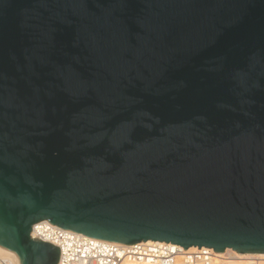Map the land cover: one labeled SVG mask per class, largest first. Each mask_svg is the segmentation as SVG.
<instances>
[{"label": "water", "instance_id": "water-1", "mask_svg": "<svg viewBox=\"0 0 264 264\" xmlns=\"http://www.w3.org/2000/svg\"><path fill=\"white\" fill-rule=\"evenodd\" d=\"M41 220L264 254V0H0V246Z\"/></svg>", "mask_w": 264, "mask_h": 264}, {"label": "built area", "instance_id": "built-area-1", "mask_svg": "<svg viewBox=\"0 0 264 264\" xmlns=\"http://www.w3.org/2000/svg\"><path fill=\"white\" fill-rule=\"evenodd\" d=\"M38 238L59 248L57 264H120L124 259L157 260L162 264H175L180 258L183 264H263L257 253L241 255L234 250L223 254L212 248L195 247L183 251L177 244L154 241L136 242L128 245L89 238L79 232L58 228L41 220L31 226L30 237ZM0 264H19L17 256H1Z\"/></svg>", "mask_w": 264, "mask_h": 264}, {"label": "bare ground", "instance_id": "bare-ground-1", "mask_svg": "<svg viewBox=\"0 0 264 264\" xmlns=\"http://www.w3.org/2000/svg\"><path fill=\"white\" fill-rule=\"evenodd\" d=\"M143 243H151L154 242L152 240H146V241H142ZM181 247V246H179ZM183 251H192L195 249V247L191 246L188 247L186 249H183V247H181ZM226 251H230V248L225 249L223 252H218V254H223ZM241 254V253H240ZM0 255L1 256H10V255H14V253L8 249H5L3 247L0 246ZM241 255H249V254H241ZM260 257H262V259L264 260V254H258ZM120 264H162L161 262L157 261V260H133V259H124ZM175 264H183L180 258H177ZM264 264V261H263Z\"/></svg>", "mask_w": 264, "mask_h": 264}]
</instances>
